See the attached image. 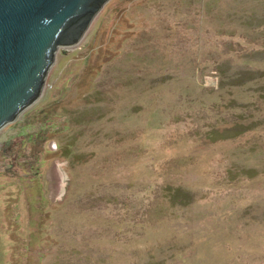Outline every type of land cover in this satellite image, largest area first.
I'll return each mask as SVG.
<instances>
[{
  "label": "rangeland",
  "instance_id": "obj_1",
  "mask_svg": "<svg viewBox=\"0 0 264 264\" xmlns=\"http://www.w3.org/2000/svg\"><path fill=\"white\" fill-rule=\"evenodd\" d=\"M0 264H264V0H109L60 47L0 130Z\"/></svg>",
  "mask_w": 264,
  "mask_h": 264
},
{
  "label": "water",
  "instance_id": "obj_2",
  "mask_svg": "<svg viewBox=\"0 0 264 264\" xmlns=\"http://www.w3.org/2000/svg\"><path fill=\"white\" fill-rule=\"evenodd\" d=\"M109 0H0V130L41 96L60 47L76 45Z\"/></svg>",
  "mask_w": 264,
  "mask_h": 264
},
{
  "label": "trees",
  "instance_id": "obj_3",
  "mask_svg": "<svg viewBox=\"0 0 264 264\" xmlns=\"http://www.w3.org/2000/svg\"><path fill=\"white\" fill-rule=\"evenodd\" d=\"M180 201L182 202L181 205L184 206V207H186L188 205H191L193 203V200H188V201L180 200Z\"/></svg>",
  "mask_w": 264,
  "mask_h": 264
}]
</instances>
